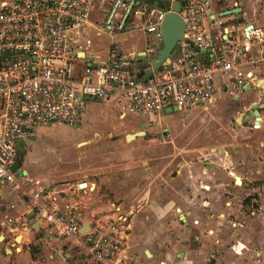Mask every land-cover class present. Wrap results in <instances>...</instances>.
<instances>
[{
    "label": "crops",
    "instance_id": "0c3cea01",
    "mask_svg": "<svg viewBox=\"0 0 264 264\" xmlns=\"http://www.w3.org/2000/svg\"><path fill=\"white\" fill-rule=\"evenodd\" d=\"M205 1L217 20L216 29L225 34L223 39L228 41L231 49L243 53L238 58L241 66L237 71L228 78H216L215 101L207 105L206 110L192 107L187 115L184 112H180L182 115L163 112L164 115L156 119L155 115L159 114L129 113L117 98L89 101L102 104L100 111H106L115 118L111 133L102 141H110L115 147L106 158L115 160V163H108L109 169L106 168L109 165H103L105 159L100 155L89 159L85 154L81 160L76 158L77 167L68 171L54 175L44 167V173L34 172L31 161L40 159L36 155L28 158L31 141L23 153L20 167L26 172L24 177L31 182L37 180L36 185H39L38 181L46 182V189L60 190L63 195L57 203L59 207L71 197V191L75 193L79 189L92 211H107L106 201L111 197L102 193L115 194L114 201L129 219V230L120 252L121 257L126 258V264H231L232 260H239L234 264H264V107L259 111L257 128L254 119L246 117L253 104L263 106L264 103V0ZM225 11L234 14L220 18ZM248 26H252L249 41L243 39ZM151 38L139 31L117 34L111 37L109 47L115 45L122 56L132 54L135 57L148 51ZM87 54L95 61L99 59L91 52ZM238 80L245 85L238 86ZM146 116L151 118L148 121L137 119ZM193 116L201 119L208 116L213 122L208 129H200L197 133L210 134L206 149L197 150H208V156L212 158L204 166L201 157L196 158L197 162L188 163L183 159L184 149H179L172 161H177V170L165 174L167 167L163 164L171 157L167 146L171 143L156 137L162 136L160 132L165 130L170 138L169 132L177 129L173 126V118L184 124L183 118ZM164 118L170 119L162 122ZM140 132L144 133L143 136L127 140L128 135ZM93 143L92 140H84L80 145L91 148ZM31 151L34 152L33 149ZM101 167L103 170H99ZM236 179H239V184ZM169 191L176 194L173 207L167 201ZM235 193L245 198L244 201L232 203L231 194ZM256 197V210L245 213L243 206L248 199L255 201ZM81 214L85 223L88 213ZM220 222L229 231L230 225L237 227L236 232L218 233ZM0 235L4 238L0 241V264H93L85 248L48 232L46 224L38 221L30 203L20 200L16 193L2 184ZM17 236H20V242H16ZM233 241L235 243L231 245ZM251 245L255 249L253 254ZM74 251L78 253L74 254ZM37 256L40 257L37 259Z\"/></svg>",
    "mask_w": 264,
    "mask_h": 264
},
{
    "label": "built area",
    "instance_id": "2783aa9c",
    "mask_svg": "<svg viewBox=\"0 0 264 264\" xmlns=\"http://www.w3.org/2000/svg\"><path fill=\"white\" fill-rule=\"evenodd\" d=\"M153 1L167 2L170 9L145 0H0V184L30 203L48 232L85 248L93 264H126L120 252L129 219L118 203L109 199L107 211H92L71 191L59 207L60 190H34L30 180L11 167L19 157L18 145L30 142L36 129L53 124L77 127L89 101L117 98L137 115L166 109L187 115L192 107L206 110L214 103L216 78H228L239 69L242 51L231 49L223 39L205 0ZM168 12L182 19L183 39L169 62L140 82L132 54L122 56L115 45L100 62L87 54L93 20L101 22L98 33L110 37L133 31L150 35L147 52L155 54ZM250 35L245 31L243 39L249 41ZM237 84L245 85L242 80ZM81 212L88 213L89 225Z\"/></svg>",
    "mask_w": 264,
    "mask_h": 264
},
{
    "label": "rangeland",
    "instance_id": "374dc122",
    "mask_svg": "<svg viewBox=\"0 0 264 264\" xmlns=\"http://www.w3.org/2000/svg\"><path fill=\"white\" fill-rule=\"evenodd\" d=\"M101 27L100 20L94 21L93 20V26L90 28L89 36L87 37L90 41V45L88 46L87 53H93L94 56H98L99 59L97 60L100 62V60H104L109 45L111 43V37L106 33H98L99 28ZM102 104H94L93 102H89L86 107V111L81 125L77 127H71L64 124H53L50 127H41L34 131V135L31 139V148L34 152L30 150L28 158H35V155L37 158L40 159V161H31V168L35 169L34 172H42L44 173V167L48 170H51L54 175L57 173L68 171L71 168L77 167L75 159L81 160V157L86 154V158L93 159L95 156H101L100 158H104L105 161H103V165H109L108 163H115V160H106L107 155L111 154L115 150V147L113 148V145L110 144L111 142H105L102 141L108 138L107 135H109L110 129L112 128V125H115V118L110 115V113L106 111H100V108L102 107ZM151 115V114H149ZM153 115V114H152ZM163 116L164 113L161 112L159 115H155L154 118H158L159 116ZM178 115V114H177ZM179 115H182V113L179 112ZM131 118V117H129ZM151 118V117H149ZM148 116L146 118L140 117L137 118L138 120L145 119V121H148ZM173 118V117H172ZM135 119V118H134ZM135 119V120H137ZM170 118H164L162 122H166ZM174 122V128L176 126L177 129L174 131L169 132L170 138L166 137L164 140L170 141L171 144H168V153L171 155V157H168L167 160L164 162L163 166L166 165L167 169L165 171V174L168 173H175L177 169V161L172 163L174 160L176 153L179 149H184V161L192 162L196 161V158L201 157L202 159V165L204 166L206 163L210 161L212 158L210 155L208 156L209 151L208 150H197L198 148H205L209 145L210 142V134L209 133H202L198 134L199 130L209 128L213 122L210 120V118L205 116V118L201 119L200 117H194L188 118L185 120V123L182 124L179 119L173 118ZM178 124V125H177ZM184 125H186L185 128H182ZM169 130L171 129L169 126L167 127ZM166 129V127H165ZM182 131V134L179 133ZM109 131V132H108ZM98 132V135H94V133ZM115 136V132L113 134ZM99 136L101 138H99ZM93 139L95 141H93ZM200 139V141H199ZM84 140H92V142H95L92 144V147H86L84 145H80V142ZM97 140V141H96ZM115 141V137L112 142ZM198 146V147H197ZM196 147V148H195ZM206 149V148H205ZM194 151V152H186V151ZM110 158V157H109ZM83 159V158H82ZM180 160V158H178ZM206 159V160H205ZM42 162V163H41ZM115 165H112V168ZM109 166H106L107 169H109ZM99 170H103V167H101ZM165 176V175H164ZM168 177V176H167ZM174 177V174L172 175ZM37 180H33L29 186L30 188L34 190H38V187L45 188L47 183L44 181H38L39 185H36L35 182ZM159 181H162V179H159ZM57 185V184H56ZM59 185V184H58ZM76 192L80 195V197H83V194L79 192V189ZM73 192V191H72ZM124 194V193H123ZM105 197H111L113 201L115 200V194H105L102 193ZM110 195V196H109ZM231 198H233L232 203L239 204L244 201V199L239 196V194H231ZM252 199V198H251ZM251 199L246 202V205L243 206V210L245 213L253 212L256 210L258 197H256L255 201H251ZM176 194L174 192L169 191L168 192V198L167 201L172 204L176 202ZM108 202V200L106 201ZM176 204V203H175ZM188 204L192 205L191 202L188 201ZM176 206H174V209ZM173 210V209H172ZM177 213V211H175ZM194 225V224H193ZM195 226V225H194ZM226 225L223 222L219 223V229L218 233H235L237 230V227H233L230 225V231L226 229ZM86 229V228H85ZM237 237L240 238V235L238 232L236 233ZM234 241L231 245H234ZM253 247V248H252ZM232 248V246H231ZM252 254L255 252L254 245H251V251ZM74 254H77L78 252L74 251ZM40 256H37V259ZM255 259L256 256H253ZM194 261L197 263V259H194ZM231 264L239 262V260H232ZM42 264V263H41Z\"/></svg>",
    "mask_w": 264,
    "mask_h": 264
},
{
    "label": "water",
    "instance_id": "95a60500",
    "mask_svg": "<svg viewBox=\"0 0 264 264\" xmlns=\"http://www.w3.org/2000/svg\"><path fill=\"white\" fill-rule=\"evenodd\" d=\"M146 3L157 6L160 9H170L169 3H155L153 0H145ZM179 6L173 5L172 10L179 12ZM234 14L232 11H225L220 15V18H224L227 16H230ZM184 23L180 16L175 13V12H168L163 19V22L160 26V31L162 34V42L157 46V50L155 54L152 52H147L144 51L137 56L134 57V69L136 71H139L136 77V81L140 82L142 78H147L151 75V73L155 70H159L161 68V65L163 63H168L169 59L176 53V51L179 49L178 42L183 39V34H184ZM252 29V26H248L246 28V31L249 32ZM190 46L195 50V52L199 53V56L203 55V51L199 49L197 46H195L193 43H190ZM211 46H213V43L211 42ZM207 53H210L209 50H207ZM264 90V88L262 89ZM97 102H100L97 100ZM264 107L260 106L259 104H253L250 108V113L246 115L249 119H254V126L257 128L259 124V111ZM165 114H172L177 112L176 109L171 110V109H166ZM143 132L134 134V135H128L127 140H131L132 138L136 136H143ZM29 144V141H26V145L21 148L18 145L19 148V157L17 160V163L11 167V171H15L18 176H25L26 172L23 171L20 167L21 165V160L23 153L27 149V145ZM236 183L239 184V179H236ZM81 187H84V184L81 185ZM37 219L38 216H37ZM38 224V223H36ZM85 225H89V222H86ZM89 228V227H88ZM86 227V229H88ZM36 229V228H35ZM33 229V230H35ZM24 230H27L26 227H24ZM85 230H81V233H84ZM3 236L0 235V241L3 240ZM20 239V236H17L15 238L16 242L17 240ZM148 254V253H147Z\"/></svg>",
    "mask_w": 264,
    "mask_h": 264
},
{
    "label": "flooded vegetation",
    "instance_id": "af4514ba",
    "mask_svg": "<svg viewBox=\"0 0 264 264\" xmlns=\"http://www.w3.org/2000/svg\"><path fill=\"white\" fill-rule=\"evenodd\" d=\"M160 133H161L162 136L158 135V136L156 137V139H160V140H162V141L164 142V141H165L164 138L167 137L168 133H167V131H165V130H162ZM22 158H23V156H22Z\"/></svg>",
    "mask_w": 264,
    "mask_h": 264
},
{
    "label": "bare ground",
    "instance_id": "6f19581e",
    "mask_svg": "<svg viewBox=\"0 0 264 264\" xmlns=\"http://www.w3.org/2000/svg\"><path fill=\"white\" fill-rule=\"evenodd\" d=\"M17 241H19V242H20V239H18Z\"/></svg>",
    "mask_w": 264,
    "mask_h": 264
}]
</instances>
